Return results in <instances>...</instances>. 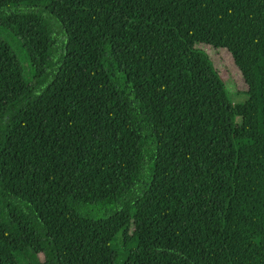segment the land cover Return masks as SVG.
<instances>
[{
    "label": "trees",
    "instance_id": "1",
    "mask_svg": "<svg viewBox=\"0 0 264 264\" xmlns=\"http://www.w3.org/2000/svg\"><path fill=\"white\" fill-rule=\"evenodd\" d=\"M0 264H264V0H0Z\"/></svg>",
    "mask_w": 264,
    "mask_h": 264
},
{
    "label": "rangeland",
    "instance_id": "2",
    "mask_svg": "<svg viewBox=\"0 0 264 264\" xmlns=\"http://www.w3.org/2000/svg\"><path fill=\"white\" fill-rule=\"evenodd\" d=\"M12 45L14 49L20 53L17 42H13ZM197 47L207 55L218 77L223 82L232 103L235 105L245 103L248 99V86L241 72L234 64L231 55L225 50L215 49L206 45H198ZM236 121L239 123L240 119L238 118Z\"/></svg>",
    "mask_w": 264,
    "mask_h": 264
}]
</instances>
